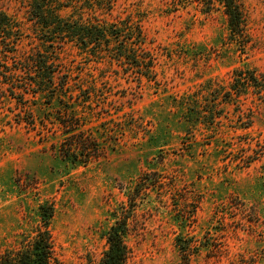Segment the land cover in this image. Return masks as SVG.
I'll return each instance as SVG.
<instances>
[{
	"label": "rangeland",
	"instance_id": "obj_1",
	"mask_svg": "<svg viewBox=\"0 0 264 264\" xmlns=\"http://www.w3.org/2000/svg\"><path fill=\"white\" fill-rule=\"evenodd\" d=\"M116 1L145 15L156 84L112 76L97 88L110 117L87 125L100 155L78 166L57 151L60 130L28 131L0 100V255L48 203L55 264H98L124 218L127 264H179L178 237L192 248L189 264H264V105L249 95L223 105L216 126L185 121L204 82L227 88L234 68L264 69V0H235L237 39L215 0ZM0 11L31 34L29 0H0Z\"/></svg>",
	"mask_w": 264,
	"mask_h": 264
},
{
	"label": "trees",
	"instance_id": "obj_2",
	"mask_svg": "<svg viewBox=\"0 0 264 264\" xmlns=\"http://www.w3.org/2000/svg\"><path fill=\"white\" fill-rule=\"evenodd\" d=\"M215 1L222 7L231 37L243 38V16L236 1ZM117 3L70 0L63 5L54 0H29L31 34L25 36L20 24L0 11V100L14 103L8 112L18 126L36 131L38 124L41 130L51 124L60 130L57 151L71 166L87 165L100 155L87 128L93 118L110 117L109 110H102L108 99L98 94L99 86L112 76L139 89L144 82L157 81L156 58L147 47L143 28L145 15L134 5L122 11ZM65 8L69 9L66 16L61 14ZM230 78L227 88L204 82L192 96L185 121L216 126L224 117L223 105L237 107L249 95L264 105V69L237 67ZM199 95L202 101L196 98ZM242 116L238 112V119ZM128 199L133 201V197ZM53 217L51 204L39 206L31 232L21 234L0 255V264H55ZM126 235L127 219L117 220L107 233V248L98 264H127ZM176 242L179 264H189L191 246L181 237Z\"/></svg>",
	"mask_w": 264,
	"mask_h": 264
}]
</instances>
